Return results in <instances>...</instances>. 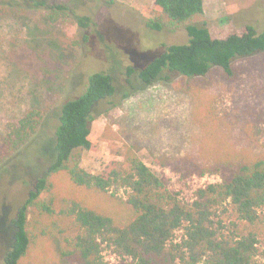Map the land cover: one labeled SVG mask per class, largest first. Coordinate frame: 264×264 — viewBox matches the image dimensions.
<instances>
[{"label": "rangeland", "instance_id": "rangeland-1", "mask_svg": "<svg viewBox=\"0 0 264 264\" xmlns=\"http://www.w3.org/2000/svg\"><path fill=\"white\" fill-rule=\"evenodd\" d=\"M46 1L48 7L64 4L70 10L50 22L48 7L0 0V138L6 123L33 107L43 115L38 141L0 170V264L12 242L11 218L54 161L53 112L62 102L82 96L95 73L112 77L119 105L95 110L90 140L96 150L84 151L81 162L90 173L100 174L113 161L121 163L135 153L171 190L191 199L198 187L219 181L224 170L264 155V53L235 59L233 79L213 68L203 77L170 74L151 85L134 74L129 83V67L139 71L166 46L188 43L190 22L173 30L150 29L140 11L155 0ZM75 14L89 17L90 26L81 28ZM203 21L214 34L242 33L247 25L262 32L264 0H206L204 18L191 23ZM49 179L52 188L42 198L52 200L55 213L31 211L32 244L20 264H71L60 256L53 235L42 232L54 222L65 226L60 210L68 201L120 223L130 216L121 189L96 193L77 188L65 173ZM228 210L221 216L226 226H237L240 234L256 233L263 247L264 222L250 225ZM181 236L177 231L174 238L179 241ZM104 259L106 264H125L109 251Z\"/></svg>", "mask_w": 264, "mask_h": 264}, {"label": "trees", "instance_id": "trees-1", "mask_svg": "<svg viewBox=\"0 0 264 264\" xmlns=\"http://www.w3.org/2000/svg\"><path fill=\"white\" fill-rule=\"evenodd\" d=\"M26 2L35 8L48 7L46 0ZM48 9L50 22H56L70 10L64 4ZM140 13L154 31L173 30L190 22L186 26L189 41L166 46L139 71L129 67V83L134 74L143 84L151 85L168 79L170 74L203 77L213 68L222 69L227 79H233L235 59L264 53V31L258 32L254 26L247 25L242 33L214 34L207 21L201 25L191 23L204 18V0H155ZM75 17L81 28L90 26L89 17L76 14ZM115 95L112 77L95 73L89 77L82 96L62 102L54 110L57 120L51 155L54 161L46 174L35 180L26 200L10 220L13 237L3 264H20L29 251L32 210L48 216L55 213L52 200L42 196L51 190L49 177L56 173H65L74 187L96 193L121 189L130 208V216L120 223L102 211L68 201L60 210L65 226L54 222L42 232L53 235L60 256L71 264H106L105 251L125 264H260L264 261V246L260 247L257 234H240L237 226L231 230L221 218L230 207L240 221L250 225L264 222V155L224 170L219 181L198 187L191 199L171 190L166 180L135 153H128L121 163L113 161L100 174L82 167L83 152L96 150L90 140L95 110L104 104L108 106L104 111L118 106ZM42 125L43 115L34 107L6 123L0 138V170H7L10 160L29 151L38 141ZM177 231H182L179 241L174 238Z\"/></svg>", "mask_w": 264, "mask_h": 264}, {"label": "crops", "instance_id": "crops-1", "mask_svg": "<svg viewBox=\"0 0 264 264\" xmlns=\"http://www.w3.org/2000/svg\"><path fill=\"white\" fill-rule=\"evenodd\" d=\"M204 13L206 14V0H204Z\"/></svg>", "mask_w": 264, "mask_h": 264}]
</instances>
